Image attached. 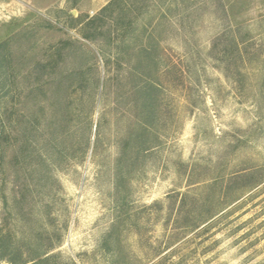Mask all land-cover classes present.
I'll list each match as a JSON object with an SVG mask.
<instances>
[{
    "label": "rangeland",
    "instance_id": "1",
    "mask_svg": "<svg viewBox=\"0 0 264 264\" xmlns=\"http://www.w3.org/2000/svg\"><path fill=\"white\" fill-rule=\"evenodd\" d=\"M0 264H264V0H0Z\"/></svg>",
    "mask_w": 264,
    "mask_h": 264
}]
</instances>
